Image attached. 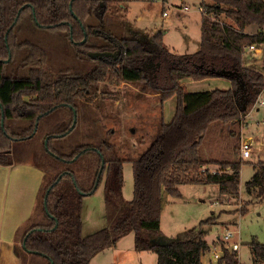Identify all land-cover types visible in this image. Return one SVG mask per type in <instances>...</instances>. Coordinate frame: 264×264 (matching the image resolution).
<instances>
[{
	"label": "trees",
	"instance_id": "obj_1",
	"mask_svg": "<svg viewBox=\"0 0 264 264\" xmlns=\"http://www.w3.org/2000/svg\"><path fill=\"white\" fill-rule=\"evenodd\" d=\"M125 1L0 0V164L28 161L40 137L35 150L48 173L40 205L16 235L22 264H90L96 253L132 231L135 248L155 251L157 264H204L211 244L202 229L195 226L181 238H163L164 193L182 196V184L215 183L221 194H240L243 159L220 161L212 170L201 155V143L212 122L243 123L264 89V0H203L199 47L185 53L170 49L164 28L146 39L127 36ZM25 15L41 28L65 32L94 65L84 73L63 67L52 76L45 68L49 47L20 33ZM250 44L263 47L260 66L245 57ZM24 48L27 53L16 66L29 72L17 74L9 67ZM118 48L117 60L89 54ZM211 77L227 78L231 85L189 91L183 83ZM107 81L138 84L143 92H157L161 103L175 96L176 108L150 146L132 160L134 194L125 211L112 226L84 234V196L104 179L106 210L117 209L125 159L107 155L103 144H80L65 152L55 142L76 127L77 98L92 99ZM13 122L26 123L16 128ZM253 168L248 192L261 199L264 160L253 162ZM250 245L254 264H264V242ZM236 252L225 248L221 263L235 264Z\"/></svg>",
	"mask_w": 264,
	"mask_h": 264
},
{
	"label": "rangeland",
	"instance_id": "obj_2",
	"mask_svg": "<svg viewBox=\"0 0 264 264\" xmlns=\"http://www.w3.org/2000/svg\"><path fill=\"white\" fill-rule=\"evenodd\" d=\"M127 36L146 39V36L159 28L165 29L164 41L171 50L178 53L194 52L199 47L201 37V10L203 0H126ZM187 7V8H186ZM167 11V14L163 12ZM23 37L44 42L49 47L45 68L53 76L59 69L69 67L74 73H84L94 65L86 54L75 48L65 32L49 31L41 28L25 15L19 23ZM27 49H20L10 69L17 74H27L28 68H17L16 63L25 56ZM245 57L252 65L260 66L262 54H255L246 49ZM253 58V59H252ZM189 91H202L213 88H228L230 80L223 77H211L201 80L184 79ZM97 96L92 99L77 98L78 116L76 127L67 136L58 139L56 145L65 152L80 144H103L107 155H116L125 159L123 163L124 183L116 197L118 207L107 211L105 204V183L102 179L97 190L84 196L83 219L84 234L98 228L112 226L125 211L127 202L134 194V173L132 160L150 146L160 132L161 123L172 120L176 108V97L172 96L163 103L157 92H143L135 83H114L107 81L100 85ZM253 104L243 121L229 125L219 121L212 122L201 143V155L209 160L207 165L212 170L218 169V162L242 158L240 176V194L238 197L221 194L218 184H182V196L164 193V204L161 214L163 238H181L186 230L195 227L202 229L206 239L215 244L223 237L228 227L234 230L230 243H239L237 262L235 264H254L250 242H264V197L258 199L248 192V182L254 173L253 162L264 160V107L254 108ZM26 122H13L16 128L25 126ZM236 132V133H235ZM251 139V140H249ZM249 140L253 145L250 157L243 158L241 144ZM26 163L40 165L44 176L40 187V205L48 176L47 170L39 159L36 148L42 138L36 140ZM111 144V147L108 146ZM17 163L0 164V215L3 208H8L9 201L13 209L16 200L15 185L24 186L26 197L34 195L35 183L32 179L23 184L15 183L9 175ZM12 185V186H11ZM31 194V195H30ZM5 200V203L3 202ZM30 200V199H29ZM35 210V209H34ZM7 214V212H6ZM12 214V213H10ZM8 215V214H7ZM9 216V215H8ZM31 217V216H30ZM7 218V216L5 217ZM203 224L200 225L201 221ZM29 221V219H28ZM162 238V239H163ZM152 240H155L153 237ZM6 256V253L4 254ZM210 254L203 257L204 264H224L226 261L211 262ZM157 253L153 250L135 248L134 231L121 237L116 245L96 253L90 264H157ZM16 264H22L16 258ZM2 264H5L3 261Z\"/></svg>",
	"mask_w": 264,
	"mask_h": 264
},
{
	"label": "crops",
	"instance_id": "obj_3",
	"mask_svg": "<svg viewBox=\"0 0 264 264\" xmlns=\"http://www.w3.org/2000/svg\"><path fill=\"white\" fill-rule=\"evenodd\" d=\"M248 61L252 60L248 58ZM26 162L17 163V167L13 168V171H10L9 175L6 172L3 173L6 178L12 175L15 178V183L17 184L19 182L26 184V182L32 179L36 186L34 189V195L29 197V200L28 197L24 195V193L27 194L25 187L15 185L13 187L17 191L15 193L17 204L15 203L13 205L15 206V209H13L10 201L8 202V208L2 209L3 211L0 215V264H2L3 261H5V264H16V258L20 259L22 263V260L18 254L19 241L16 239V235L20 229L28 224V219L30 220L35 211L34 209H36V206L40 201V187L44 176V171L40 165L37 166ZM3 202L5 203V200ZM6 212L9 216L6 214ZM6 216L7 218H5ZM221 238L222 235L218 236V239ZM212 241L208 242L211 245H215V242ZM5 253L6 256L4 255Z\"/></svg>",
	"mask_w": 264,
	"mask_h": 264
},
{
	"label": "built area",
	"instance_id": "obj_4",
	"mask_svg": "<svg viewBox=\"0 0 264 264\" xmlns=\"http://www.w3.org/2000/svg\"><path fill=\"white\" fill-rule=\"evenodd\" d=\"M187 8V7H186ZM200 10L202 11V7L200 6ZM164 14H167V11L163 12ZM252 51L255 54H262L263 52V47L261 45L257 44H250L248 45L245 50ZM254 108L259 109L260 107H264V89L262 92L259 94L256 102L254 103ZM251 140V139H249ZM249 140H243L241 144V150H242V157L243 158H248L251 156L253 152V145ZM234 234V230L230 227L226 229V231L223 234V237L221 238L222 241L225 242V247H223L222 244H215L211 245L210 251L208 252L210 254V261H219L220 258L223 256L224 249L225 248H230L232 250H238L239 249V243L234 241L230 243V240Z\"/></svg>",
	"mask_w": 264,
	"mask_h": 264
},
{
	"label": "water",
	"instance_id": "obj_5",
	"mask_svg": "<svg viewBox=\"0 0 264 264\" xmlns=\"http://www.w3.org/2000/svg\"><path fill=\"white\" fill-rule=\"evenodd\" d=\"M86 40V37L82 40V42H84ZM90 56L93 57V58H100V59H104L105 57H109V56H112V57H115L117 56L118 54V51H109V50H96V51H91L90 53ZM11 57H8L6 60H10ZM242 86H244V83L242 82ZM74 113H75V116L77 115V111L74 110ZM77 122V116L75 117V120H74V124L72 127L75 126ZM46 142H47V139H46ZM103 165V164H102Z\"/></svg>",
	"mask_w": 264,
	"mask_h": 264
},
{
	"label": "flooded vegetation",
	"instance_id": "obj_6",
	"mask_svg": "<svg viewBox=\"0 0 264 264\" xmlns=\"http://www.w3.org/2000/svg\"><path fill=\"white\" fill-rule=\"evenodd\" d=\"M115 51H118V54H117L116 58H115V57H112V56H109V57H105L104 59H106V58H112V59H114V60L119 59V57H120V53H121V50L118 48V49H116Z\"/></svg>",
	"mask_w": 264,
	"mask_h": 264
}]
</instances>
